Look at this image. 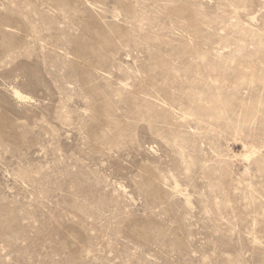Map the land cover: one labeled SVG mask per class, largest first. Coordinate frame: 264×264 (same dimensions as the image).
<instances>
[{"label":"rangeland","instance_id":"obj_1","mask_svg":"<svg viewBox=\"0 0 264 264\" xmlns=\"http://www.w3.org/2000/svg\"><path fill=\"white\" fill-rule=\"evenodd\" d=\"M0 264H264V0H0Z\"/></svg>","mask_w":264,"mask_h":264},{"label":"bare ground","instance_id":"obj_2","mask_svg":"<svg viewBox=\"0 0 264 264\" xmlns=\"http://www.w3.org/2000/svg\"><path fill=\"white\" fill-rule=\"evenodd\" d=\"M23 91L20 90H15V94L17 97L22 98V99H29V96L25 95L24 93H22Z\"/></svg>","mask_w":264,"mask_h":264}]
</instances>
